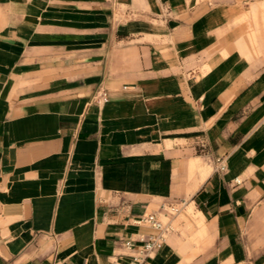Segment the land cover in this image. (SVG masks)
Wrapping results in <instances>:
<instances>
[{"label":"crops","instance_id":"0c3cea01","mask_svg":"<svg viewBox=\"0 0 264 264\" xmlns=\"http://www.w3.org/2000/svg\"><path fill=\"white\" fill-rule=\"evenodd\" d=\"M162 201L141 264H264V0H0V264L127 263Z\"/></svg>","mask_w":264,"mask_h":264},{"label":"built area","instance_id":"2783aa9c","mask_svg":"<svg viewBox=\"0 0 264 264\" xmlns=\"http://www.w3.org/2000/svg\"><path fill=\"white\" fill-rule=\"evenodd\" d=\"M101 101L106 100V95L102 94ZM199 146L202 143L199 142ZM219 171L225 169L223 158L215 160ZM186 201H162L158 209L154 212L146 213L134 221V225L145 227L151 230L149 234H136L135 237H127L121 240L122 246L131 252L127 263L117 264H141L144 260L155 255L166 239L175 232L173 221L175 217L185 207Z\"/></svg>","mask_w":264,"mask_h":264},{"label":"rangeland","instance_id":"374dc122","mask_svg":"<svg viewBox=\"0 0 264 264\" xmlns=\"http://www.w3.org/2000/svg\"><path fill=\"white\" fill-rule=\"evenodd\" d=\"M196 220L194 210H189L188 205L185 206L182 211L175 217L173 221V225L175 228V232L172 235H180L182 238L187 239L188 233H192L194 228V223ZM183 222L184 225H181ZM191 242L196 243L198 242L197 237H191Z\"/></svg>","mask_w":264,"mask_h":264}]
</instances>
